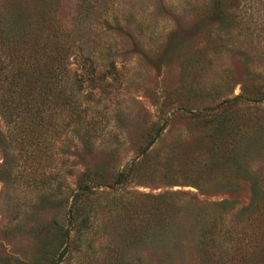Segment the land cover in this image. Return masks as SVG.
<instances>
[{"label":"rangeland","instance_id":"1","mask_svg":"<svg viewBox=\"0 0 264 264\" xmlns=\"http://www.w3.org/2000/svg\"><path fill=\"white\" fill-rule=\"evenodd\" d=\"M52 33L47 144L0 115V264H264V0H0L2 62Z\"/></svg>","mask_w":264,"mask_h":264},{"label":"trees","instance_id":"2","mask_svg":"<svg viewBox=\"0 0 264 264\" xmlns=\"http://www.w3.org/2000/svg\"><path fill=\"white\" fill-rule=\"evenodd\" d=\"M55 35V33H52V35L49 36V52L47 54L45 72L42 70L43 64L40 61V56L34 60L35 62H33L34 57L27 56L25 65L28 66L27 70L29 72H24L22 69L15 68L12 60H9L8 64H6L0 59V115L4 122L9 125L13 133L16 134V141L26 143L27 146L33 147V151L41 150L48 142V129H50V125L47 111L49 109L48 102L52 101L48 97L51 93L40 92V89H37V82L38 80H42L41 78L43 76H46L50 80L57 78L56 69L63 65L64 60L65 51H58L60 48L57 46L58 42L55 40L58 41L59 38ZM54 37L56 38L54 39ZM1 62L6 65H1ZM34 63H36L34 65L35 71H31L30 69L33 67ZM60 71L61 70H59V72ZM64 102V99L56 101L57 104H63ZM19 120L22 122L26 121V124L20 123ZM21 124L24 129H19ZM215 159L213 153H210L209 160L203 163V167L215 163ZM141 161L134 160L127 170L121 171L115 177L114 182H122L127 179ZM85 176L88 181L86 182L84 179L80 180L78 192L74 196L70 207V214L73 219L80 218L81 211L84 210V202L90 194L88 189L96 183V180L103 179L107 181V179L111 177L104 174V178L99 176V179L97 177H91L90 173ZM252 214L251 216L254 217V213ZM255 214L259 215L260 213L256 212ZM251 216L249 215V218H252ZM85 221L86 218L81 219V222L84 223ZM221 235L216 236L214 231L213 238L217 239V242L214 239L213 241H215L214 247L216 248L210 249L204 242L200 243L199 247L202 256H214L217 253L223 254L225 252V243ZM230 245L234 246V244L231 243Z\"/></svg>","mask_w":264,"mask_h":264}]
</instances>
